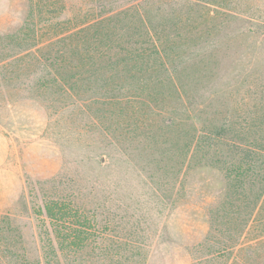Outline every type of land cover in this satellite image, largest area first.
I'll use <instances>...</instances> for the list:
<instances>
[{"label":"rangeland","instance_id":"obj_1","mask_svg":"<svg viewBox=\"0 0 264 264\" xmlns=\"http://www.w3.org/2000/svg\"><path fill=\"white\" fill-rule=\"evenodd\" d=\"M216 1L234 11L213 34L226 36L220 75L236 69L243 121L264 149V0ZM31 10L0 0V264H264V191H229L209 168L179 191L162 176L164 146L105 140L99 108L50 92L66 84L37 62L46 36L22 30Z\"/></svg>","mask_w":264,"mask_h":264},{"label":"trees","instance_id":"obj_2","mask_svg":"<svg viewBox=\"0 0 264 264\" xmlns=\"http://www.w3.org/2000/svg\"><path fill=\"white\" fill-rule=\"evenodd\" d=\"M29 1L34 11L22 30L33 40L44 33L46 53L37 62L57 70L66 84L52 83L50 92L88 114L90 107L99 108L92 122L105 140L118 147L164 146L171 165L162 176L167 185L173 172L179 191L189 173L202 168L224 175L229 191H264V149L252 144L253 125L243 121L238 74L233 69L220 75L216 55L226 36L213 34L231 12L222 3ZM135 244L129 245L132 257L139 256Z\"/></svg>","mask_w":264,"mask_h":264}]
</instances>
